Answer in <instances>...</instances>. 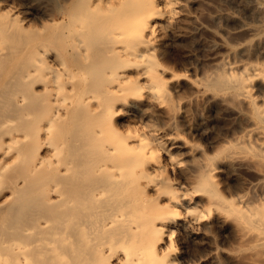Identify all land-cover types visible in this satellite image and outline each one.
I'll list each match as a JSON object with an SVG mask.
<instances>
[{
    "label": "bare ground",
    "instance_id": "6f19581e",
    "mask_svg": "<svg viewBox=\"0 0 264 264\" xmlns=\"http://www.w3.org/2000/svg\"><path fill=\"white\" fill-rule=\"evenodd\" d=\"M176 5L72 0L27 27L0 7V264H176L172 229H195L203 210L236 223L249 257H264V105L252 93L264 86V32L239 48L256 60L222 58L194 80L235 101L246 122L215 157L180 143L182 162L143 119L164 103L167 70L152 45ZM238 5L264 19L261 0ZM222 157L251 166L256 200L217 190L213 160ZM182 168L187 175H167Z\"/></svg>",
    "mask_w": 264,
    "mask_h": 264
},
{
    "label": "rangeland",
    "instance_id": "374dc122",
    "mask_svg": "<svg viewBox=\"0 0 264 264\" xmlns=\"http://www.w3.org/2000/svg\"><path fill=\"white\" fill-rule=\"evenodd\" d=\"M71 1L0 0V7L15 11L18 23L27 27L37 25L44 16L58 13ZM238 1L177 0L175 16L162 23L152 45L154 57L167 70L160 73L164 103L153 105L150 116L143 119L162 130L158 139L182 162H187L188 157L180 143L195 145L199 151L215 157L219 147L230 143L238 131L236 128L246 122L241 118L243 112L237 115L233 109L235 101H223L225 98L203 93L194 82L212 74L222 58L234 62L249 56L256 60L253 51L242 53L239 48L251 42L256 32H264V19L256 20ZM261 4L264 7V0ZM260 83H255L252 93L257 104L264 105V86ZM133 108V115H141L135 105ZM168 117L173 118L174 129L169 128ZM174 132L180 138L169 143L166 138ZM227 161L223 157L213 160L217 190L227 199L236 193H246L245 199L256 200L261 187L255 184L258 177L251 166L239 160ZM187 173L184 168L178 172L167 171L170 179ZM233 203L239 205L236 198ZM202 212L205 215L195 229L180 223L173 227L172 242L167 249L176 264H264L260 253L255 258L249 257L248 246L241 240L236 223L215 211H208L209 215L207 210Z\"/></svg>",
    "mask_w": 264,
    "mask_h": 264
}]
</instances>
